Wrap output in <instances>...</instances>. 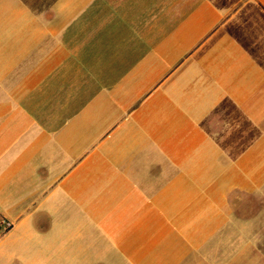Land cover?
Instances as JSON below:
<instances>
[{
	"label": "crops",
	"instance_id": "1",
	"mask_svg": "<svg viewBox=\"0 0 264 264\" xmlns=\"http://www.w3.org/2000/svg\"><path fill=\"white\" fill-rule=\"evenodd\" d=\"M5 222L78 264H264V0H0Z\"/></svg>",
	"mask_w": 264,
	"mask_h": 264
},
{
	"label": "rangeland",
	"instance_id": "2",
	"mask_svg": "<svg viewBox=\"0 0 264 264\" xmlns=\"http://www.w3.org/2000/svg\"><path fill=\"white\" fill-rule=\"evenodd\" d=\"M6 233L0 228V264H78L73 247L62 249L30 241L28 237L19 239L18 231L5 237Z\"/></svg>",
	"mask_w": 264,
	"mask_h": 264
},
{
	"label": "built area",
	"instance_id": "3",
	"mask_svg": "<svg viewBox=\"0 0 264 264\" xmlns=\"http://www.w3.org/2000/svg\"><path fill=\"white\" fill-rule=\"evenodd\" d=\"M12 227V224L10 222H5L3 225L4 230H9Z\"/></svg>",
	"mask_w": 264,
	"mask_h": 264
}]
</instances>
